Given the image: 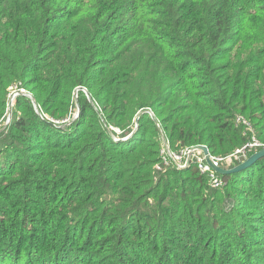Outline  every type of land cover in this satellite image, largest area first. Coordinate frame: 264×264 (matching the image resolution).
Here are the masks:
<instances>
[{
  "label": "trees",
  "instance_id": "obj_1",
  "mask_svg": "<svg viewBox=\"0 0 264 264\" xmlns=\"http://www.w3.org/2000/svg\"><path fill=\"white\" fill-rule=\"evenodd\" d=\"M9 88L43 120L1 129ZM239 117L264 145V0H0V264H264V157L156 169L159 129L226 156Z\"/></svg>",
  "mask_w": 264,
  "mask_h": 264
},
{
  "label": "built area",
  "instance_id": "obj_2",
  "mask_svg": "<svg viewBox=\"0 0 264 264\" xmlns=\"http://www.w3.org/2000/svg\"><path fill=\"white\" fill-rule=\"evenodd\" d=\"M76 91H78V89H76L75 92ZM9 92L8 106L10 104L11 111L13 102L16 97H18L20 94H23L25 96L29 95L28 93L24 94V91L15 90L13 88H9ZM33 108L39 115L41 120H43V117L38 113L35 106H33ZM148 114L151 116L150 112ZM77 116L78 111L74 118H77ZM10 119L11 117H6L3 127L5 125L7 126L10 123ZM236 124L244 127V133H251V137L249 138V141H247L239 149L234 150L231 154L227 156H211L208 151L210 162L209 164L206 162L203 151L199 149L200 147L204 146L188 147L181 149L178 152H172L168 144L166 143L167 148L162 145V149L160 151V165H157L156 169L161 170V167H163L165 169L174 168L177 171H183L185 169H188L192 165L200 175H203L208 180V185L211 189H221L224 186V182L220 178L221 175L216 171V169H232L236 166V163H238L239 165L240 163L244 162L249 157L252 151L258 152L259 150L264 149V145L256 140L253 129L246 120L240 117L236 118ZM3 127L1 129H3ZM113 139L114 141H118V139L115 137H113Z\"/></svg>",
  "mask_w": 264,
  "mask_h": 264
},
{
  "label": "water",
  "instance_id": "obj_3",
  "mask_svg": "<svg viewBox=\"0 0 264 264\" xmlns=\"http://www.w3.org/2000/svg\"><path fill=\"white\" fill-rule=\"evenodd\" d=\"M78 91L83 92V93L85 94V96H86L87 101L90 102V103H92V101H91L89 95L86 93V91H85L84 89L79 88ZM78 91L75 92V103H76V107H77V109H78V104H77V95H76V94H77ZM26 97L30 99L32 105L35 106V108L37 109L36 105H35L34 102H33V99H32V97H31V95H28V96L26 95ZM37 111H38V110H37ZM11 112H12V111H11V106H10V104H9V106H8V117H9V118H10ZM139 116H140V115H138V116L136 117V119H135V129H136V127H137V122H138V118H139ZM151 118L154 119L153 116H151ZM74 119H75V118H73L72 121H73ZM154 123H155L156 126H158V123H157L156 120H154ZM5 126H6V125H5ZM5 126H4L3 128H5ZM158 128H159V126H158ZM159 130H160V129H159ZM109 131H110V129H109ZM133 133H134V131H133L128 137H130ZM111 135H112V134H111ZM160 136H161V137H164V135H163V133H162L161 130H160ZM162 143H163L164 147L167 148V146H166V141L163 140ZM199 149L203 151V154H204V156H205L206 162L210 164V162H209V153H208V149H207L206 147H200ZM262 157H264V149H262V150H260V151H258V152H256V153H253V154H252L251 156H249L244 162H242V163H240L239 165L233 167L232 169H229V170L216 169V171H217L220 175H227V174L238 173V172H240V171H243V170L247 169L250 165H252L254 162H256L258 159H260V158H262Z\"/></svg>",
  "mask_w": 264,
  "mask_h": 264
},
{
  "label": "rangeland",
  "instance_id": "obj_4",
  "mask_svg": "<svg viewBox=\"0 0 264 264\" xmlns=\"http://www.w3.org/2000/svg\"><path fill=\"white\" fill-rule=\"evenodd\" d=\"M24 94L25 93H27V92H23ZM83 93V92H82ZM84 94V93H83ZM77 95V94H76ZM85 95V94H84ZM19 96H24V97H26L25 95H23V94H20ZM74 97H75V91H74ZM9 98V97H8ZM27 98V97H26ZM28 99V98H27ZM8 100V99H7ZM7 103H8V101H7ZM147 113H149V112H147ZM151 114V113H150ZM11 115H12V113H11ZM11 115H10V117H11ZM7 118H8V115H7ZM158 127V126H157ZM159 133H160V130H159ZM160 140H161V145H163V140L164 141H166V139H165V137H161L160 136ZM166 143H167V141H166ZM168 144V143H167ZM260 151V150H259ZM227 156V155H226ZM224 187V186H223ZM223 187L221 188L222 190H223Z\"/></svg>",
  "mask_w": 264,
  "mask_h": 264
}]
</instances>
